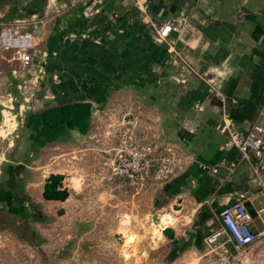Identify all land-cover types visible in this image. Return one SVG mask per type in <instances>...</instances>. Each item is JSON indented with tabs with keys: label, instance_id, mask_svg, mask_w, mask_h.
Returning <instances> with one entry per match:
<instances>
[{
	"label": "crops",
	"instance_id": "0c3cea01",
	"mask_svg": "<svg viewBox=\"0 0 264 264\" xmlns=\"http://www.w3.org/2000/svg\"><path fill=\"white\" fill-rule=\"evenodd\" d=\"M136 1L0 0V36L4 30L27 33L33 44L25 69L12 50L0 48V129L8 107H23L20 87L35 86L36 72H60L64 92L59 101L43 99L38 109L10 119L12 128L0 134V238L35 246L51 234L52 221L73 217L76 236L112 247L114 263L212 264L204 244L207 222L218 221L225 204L241 199L252 230L263 238L237 259L264 264V190L253 183L250 163L237 148L225 149L226 137L216 130L223 118L244 132L254 122L264 126V0H138L147 4L146 14ZM86 6L91 17L82 15ZM167 22L182 27L162 43L156 32ZM105 110H111L108 118ZM120 111L125 121L143 126L146 143L183 157L174 176L145 192L143 244L126 245V207L114 214L124 223L117 230L98 223L106 219L105 199L42 196L50 173L62 174L68 191L84 190L85 158L93 151L87 142L96 125ZM69 145L76 147L81 170H41ZM74 177L78 181L71 184ZM116 201L122 200L108 204ZM152 217H167L171 224L155 233ZM166 227L173 229L172 238L162 233Z\"/></svg>",
	"mask_w": 264,
	"mask_h": 264
},
{
	"label": "rangeland",
	"instance_id": "374dc122",
	"mask_svg": "<svg viewBox=\"0 0 264 264\" xmlns=\"http://www.w3.org/2000/svg\"><path fill=\"white\" fill-rule=\"evenodd\" d=\"M28 65L25 67L19 65V67L25 69ZM22 73L24 74V72H20V74ZM36 73L38 75L34 79L35 86L30 82V85L26 83L25 86L20 87L21 93L18 101L23 103V107L18 109L9 105L8 111L5 112L2 122L3 125L0 129L1 135H5V132L12 128V125H7L10 119L21 117V115L28 110L33 111L34 109H38L43 99L57 102L60 100L58 97L64 94V92L61 93L60 91V72ZM47 74L51 75L46 76ZM74 80L73 78V81ZM68 101L76 100H70V98H68ZM110 111L111 110H105V112H103L106 118H108ZM114 116L116 117L111 118V121H109L110 123L103 122L102 125H96L95 130L97 133L95 137H91L89 142L86 141L89 150H93L87 155L84 163L86 187L83 191H79L80 193L78 194L74 193V188L71 187L69 193L70 196H93L106 200L107 203L102 206L105 212L102 217L106 219L98 222L103 228L107 226L117 230L122 229L124 223L121 222L120 225L118 218L115 217L114 214L117 215L124 210L123 207H126V212L131 213V219L126 217V227L131 229V235L127 237L125 241L126 245L132 243L143 244V228H148L147 226L143 227L142 220L143 199L146 197L145 192L151 185L156 187L158 183L167 181L170 178L160 180L151 174L148 179L143 181V174L142 177L137 179L123 178L120 175L113 174L112 170L114 165L117 164L120 153L128 155L130 152L140 150L143 147V143H145L142 125L136 122L131 123L125 121L123 119L124 111L115 113ZM151 143L154 144L155 142ZM6 147H9V145ZM63 151L62 153H65ZM55 152L59 154V151H53V153ZM77 160L79 159L76 157L75 145H69V150L66 154L62 156H51V158L46 160L49 161V163L44 164L41 170L46 172L49 170L63 169L67 173L68 171L74 172L76 169L81 170L84 166L83 164V167L81 165L78 166ZM92 166H94V169H92ZM25 168H27V166ZM74 176L76 175L74 174ZM68 177H71V175ZM71 180V184L72 182L76 184L78 181L76 177ZM65 182L67 183L68 179ZM111 199H120L122 201H116V203H118L117 205H109L108 202H110ZM52 204L53 206H58L59 203ZM35 207L37 208V213L45 212L42 206ZM47 208H50L53 212L56 207ZM150 221L151 228L155 233H157L161 226L171 224V219H167V217H160L157 220L152 217ZM51 224V234L46 237L38 238L35 246L24 245L20 242L17 243L8 238H0V264H117L114 263V261H110L112 257L108 251L112 249V247H109L107 244H103L102 246L97 242L93 246L91 241L87 242L86 239L83 241L76 236V227L73 217L61 221L57 218L52 221ZM139 230L142 235L137 236L135 232ZM101 239L106 241L108 238L104 237ZM101 239L99 240L97 238L96 241H101ZM146 239L148 240L149 237ZM82 242H85V245H83Z\"/></svg>",
	"mask_w": 264,
	"mask_h": 264
},
{
	"label": "built area",
	"instance_id": "2783aa9c",
	"mask_svg": "<svg viewBox=\"0 0 264 264\" xmlns=\"http://www.w3.org/2000/svg\"><path fill=\"white\" fill-rule=\"evenodd\" d=\"M103 1L93 0L96 4ZM136 5L143 14L147 13L145 2L137 0ZM82 15L92 16L90 6L83 9ZM181 27L171 22L161 24L157 28V40L169 43L170 32H178ZM32 46V39L27 33L14 35L4 30L0 36V48L12 50L22 67L31 62ZM209 90L213 91V88ZM260 114L264 117V105ZM216 130L226 137L225 149L237 148L241 157L250 163L253 183L264 190V126L254 122L244 132L233 120L223 118L216 125ZM160 148V145L145 142L140 150L128 155L120 153L113 174L128 179H137L143 174V181L151 174L160 180L171 178L182 168L183 157L172 152H162ZM251 222L252 217L241 199L225 204L218 212V221L211 219L207 222L210 232L204 237V244L212 256V264H239L237 254L262 240L263 234L253 231Z\"/></svg>",
	"mask_w": 264,
	"mask_h": 264
},
{
	"label": "water",
	"instance_id": "95a60500",
	"mask_svg": "<svg viewBox=\"0 0 264 264\" xmlns=\"http://www.w3.org/2000/svg\"><path fill=\"white\" fill-rule=\"evenodd\" d=\"M63 175L59 173H50L43 185L42 196L47 200H60L64 201L69 196V191L63 186ZM60 213V212H59ZM157 220V218H155ZM162 233L169 237H173V229L166 227L162 230Z\"/></svg>",
	"mask_w": 264,
	"mask_h": 264
}]
</instances>
